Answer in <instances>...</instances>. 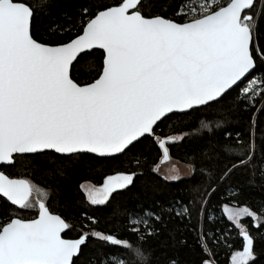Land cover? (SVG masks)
Here are the masks:
<instances>
[{
    "label": "snow or ice",
    "instance_id": "6c2138e0",
    "mask_svg": "<svg viewBox=\"0 0 264 264\" xmlns=\"http://www.w3.org/2000/svg\"><path fill=\"white\" fill-rule=\"evenodd\" d=\"M44 20L47 39L36 35ZM257 61L264 63V0H96L74 13L61 0H0V205L7 209L0 221V264H85L82 246L89 238L97 241L99 259L90 256L86 264H155L146 245L169 221L195 234L199 264H217L222 243L230 264H254L255 237L242 219L259 225L264 208L254 211L231 196L222 206H208L241 169L264 181V142L257 157L255 140L264 103L253 112L247 143L239 133L236 144L228 143L232 133L222 118L201 119L183 135L162 125L226 103L230 110L255 108L258 97L264 100V73L253 76ZM82 63L95 72L91 80H81ZM185 139L206 140L188 166L205 177L203 188L194 186L187 200L129 210L115 230L85 209L81 217L88 223H81L75 239L65 238L74 225L50 209V190L24 166L54 161L58 167L48 174L63 176L60 166L88 157L119 167L145 141L168 161L170 145ZM142 174L114 169L99 186L79 188L89 206L105 205ZM179 178L175 171L164 177ZM224 217L232 227L205 230L203 220L216 224ZM177 231L168 230L173 246ZM233 232L242 238L236 250L229 243Z\"/></svg>",
    "mask_w": 264,
    "mask_h": 264
},
{
    "label": "trees",
    "instance_id": "16d2710c",
    "mask_svg": "<svg viewBox=\"0 0 264 264\" xmlns=\"http://www.w3.org/2000/svg\"><path fill=\"white\" fill-rule=\"evenodd\" d=\"M96 0H61L64 8L68 12H78L84 8H92ZM47 20L40 23L36 35L47 39L48 33L45 32ZM100 53H95V58L99 60ZM258 70L253 73V76L259 77L260 73H264V63L257 61ZM81 80H91L95 72H90L89 65L82 63L79 66ZM252 77H249L251 79ZM246 81H242L233 90L232 95L239 94V89L244 87ZM264 100L257 98L255 108L249 106L245 108L240 106L239 110H230V103H226L223 108L213 112L209 109H201L200 113H191L187 116H174L171 120L162 125L165 132L169 127L176 129L175 133L183 135L190 130L198 127L201 119H216L222 118L226 120L227 131L232 133L231 138L227 141L230 144H236V133L240 134L241 142H249L250 133L252 131V115L253 112L260 108ZM257 130L255 132V140L257 145V157L260 155V146L264 142V114L258 115L256 118ZM159 132V130H158ZM207 137L211 135L204 131ZM206 143V140L199 141L195 139H185L182 143L170 145V158L181 163L189 165L192 163L193 154H199L201 145ZM91 155V154H90ZM162 153L157 146L150 141H145L142 145H138L134 153H130L128 157L122 158L123 163L117 167L116 164L107 161H93L88 157L82 161L68 164L66 167L60 166L64 171V175L58 173L49 175L50 171L57 169L58 165L54 161L37 159L35 162L28 160L24 162L25 168L33 172L32 178L36 183L45 187L51 192L49 201L50 209L60 214L68 222L74 225L72 231L66 230L64 236L67 238H77L81 223L87 224L88 221L82 220L81 213L88 209L89 215L95 216L100 225L105 229H114L115 225L123 223V214L129 210H139L140 208L155 207L158 203H165L173 199L187 200L191 189L201 183L205 177L197 173H190L187 176H182L178 180H166L164 176L155 170V166L161 161ZM140 161L137 166L136 161ZM197 169L200 167L199 161L196 162ZM125 170L142 172L133 185L127 190H118L110 197V201L105 205L89 206L84 198L79 185L83 182H91L100 185L103 183L107 175L113 173V170ZM10 171V170H9ZM231 196L233 199L243 206L247 205L254 211H259L264 208V181H261L258 175L253 176L251 172L245 173L241 169V173L232 181L223 184L219 190L212 196L209 208L221 205L225 197ZM7 215V209L0 205V221ZM218 215V213H217ZM242 222L249 228L251 234L255 237V253L256 259L254 264H264V220L257 225L251 218H243ZM205 230L208 228H230L231 223L227 222L226 217L219 220L216 224H209L203 220ZM159 226V225H158ZM169 229H179L176 232V243L173 246V240L168 236ZM87 229H85L86 231ZM181 232L187 238L186 244H181ZM232 240L229 243L233 244V249L236 250L241 246L242 238H237V234L233 232ZM134 239L133 237H129ZM152 252L155 264H168L170 260H178V264H199L200 249L195 242V234L185 228L183 223L169 221L167 227L163 230V234L159 239H154L149 245H146ZM116 251V249H109ZM217 252V264H230V250L225 244H220ZM90 256H98L97 241L89 238L86 245L82 246V261L86 262ZM251 264V262H250Z\"/></svg>",
    "mask_w": 264,
    "mask_h": 264
},
{
    "label": "rangeland",
    "instance_id": "374dc122",
    "mask_svg": "<svg viewBox=\"0 0 264 264\" xmlns=\"http://www.w3.org/2000/svg\"><path fill=\"white\" fill-rule=\"evenodd\" d=\"M173 166H175V170H174ZM188 166L189 165H187V164L181 163L175 159L170 158L168 161H159L157 163V165L155 166V170L164 177L169 175L170 173L174 174V171L178 172L180 177H182V176H187L191 173ZM86 182L91 183L88 181H86ZM83 183H85V182H83ZM95 185H97V184H95ZM97 186H99V185H97Z\"/></svg>",
    "mask_w": 264,
    "mask_h": 264
},
{
    "label": "water",
    "instance_id": "95a60500",
    "mask_svg": "<svg viewBox=\"0 0 264 264\" xmlns=\"http://www.w3.org/2000/svg\"><path fill=\"white\" fill-rule=\"evenodd\" d=\"M240 83H241V82H239L238 85H239ZM238 85H237V86H238ZM235 87H236V86H235ZM235 87H234V88H235ZM161 161H162V160H161ZM65 238H67V237H65ZM67 239H75V238H67Z\"/></svg>",
    "mask_w": 264,
    "mask_h": 264
}]
</instances>
